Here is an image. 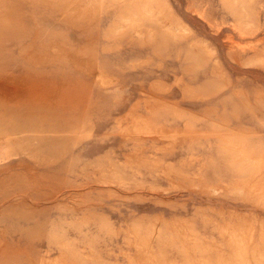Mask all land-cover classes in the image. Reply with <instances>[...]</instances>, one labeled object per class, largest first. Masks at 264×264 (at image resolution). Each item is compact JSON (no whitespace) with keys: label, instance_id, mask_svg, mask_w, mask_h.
<instances>
[{"label":"rangeland","instance_id":"obj_1","mask_svg":"<svg viewBox=\"0 0 264 264\" xmlns=\"http://www.w3.org/2000/svg\"><path fill=\"white\" fill-rule=\"evenodd\" d=\"M0 264H264V0H0Z\"/></svg>","mask_w":264,"mask_h":264}]
</instances>
